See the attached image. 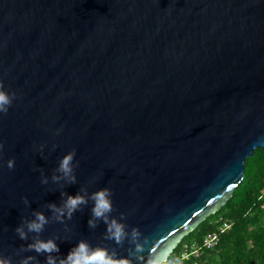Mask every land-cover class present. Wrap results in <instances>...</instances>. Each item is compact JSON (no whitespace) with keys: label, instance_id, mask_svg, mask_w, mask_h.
Listing matches in <instances>:
<instances>
[{"label":"water","instance_id":"obj_1","mask_svg":"<svg viewBox=\"0 0 264 264\" xmlns=\"http://www.w3.org/2000/svg\"><path fill=\"white\" fill-rule=\"evenodd\" d=\"M0 84V255L48 264L85 240L169 258L264 148V0H0ZM69 151L74 180L57 170ZM105 187L119 242L92 213ZM78 192L58 219L49 204ZM49 238L58 251L27 247Z\"/></svg>","mask_w":264,"mask_h":264},{"label":"trees","instance_id":"obj_2","mask_svg":"<svg viewBox=\"0 0 264 264\" xmlns=\"http://www.w3.org/2000/svg\"><path fill=\"white\" fill-rule=\"evenodd\" d=\"M224 221L231 226L220 232ZM219 232L213 249L180 261L186 244L201 245L210 232ZM168 260L178 264H264V148H256L245 160L244 178L228 202L184 237Z\"/></svg>","mask_w":264,"mask_h":264},{"label":"clouds","instance_id":"obj_3","mask_svg":"<svg viewBox=\"0 0 264 264\" xmlns=\"http://www.w3.org/2000/svg\"><path fill=\"white\" fill-rule=\"evenodd\" d=\"M10 103V94L4 89L2 84H0V113L7 112ZM2 146V143H0V147ZM73 155V151L64 154L60 158L57 166V170L70 180L75 179L74 174H72L71 164ZM6 164L8 168L14 167V158H8ZM59 178V176H56L55 174L53 175V179ZM46 179V177H42V180ZM110 192L111 189L105 187L99 188L90 194L94 201L92 213L93 216H102L107 221L108 235L119 242L127 233L122 221H118L115 217L109 219L106 215V213L112 208ZM83 202H86V197L78 192L76 194H68L64 199L62 206L50 203L49 207L57 214V218L61 219V214H66L70 217L71 213ZM46 220L47 217H45L42 212L37 211L35 212V217L27 221V227L29 230H35L38 232L43 227ZM94 222V220L89 219V224H94ZM15 231L19 233L21 238L25 236L23 225H17ZM137 235L138 230L133 228L132 237L135 238ZM27 247L33 248L36 251H45L49 253L59 250V245L52 238L46 240L36 239L35 241L30 242ZM142 247L143 246L138 242L135 244V249L138 253ZM31 259V256H27L20 261V264H28V261ZM137 259H143V257L137 255ZM46 260L48 261V264H132V261L128 257L118 256L114 250L109 251L102 246H90L85 240H79L75 245L69 248L65 255L59 257V259L54 255H48ZM0 264H11V261L9 258L0 255ZM144 264H178V261H170L166 255L156 251L144 260Z\"/></svg>","mask_w":264,"mask_h":264},{"label":"built area","instance_id":"obj_4","mask_svg":"<svg viewBox=\"0 0 264 264\" xmlns=\"http://www.w3.org/2000/svg\"><path fill=\"white\" fill-rule=\"evenodd\" d=\"M230 226L231 225L227 221H224V223L220 228V232H223L225 229L230 228ZM218 243H219V232L218 231L210 232L205 236L201 245H198L197 243L191 245L189 244L184 245V248L180 253V261H184L188 259V257L190 256L194 258H198L200 256V251L202 250V248L213 249L218 245Z\"/></svg>","mask_w":264,"mask_h":264}]
</instances>
